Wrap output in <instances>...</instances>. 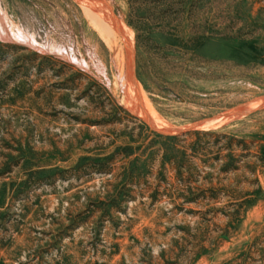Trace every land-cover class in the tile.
Instances as JSON below:
<instances>
[{
  "label": "rangeland",
  "instance_id": "obj_1",
  "mask_svg": "<svg viewBox=\"0 0 264 264\" xmlns=\"http://www.w3.org/2000/svg\"><path fill=\"white\" fill-rule=\"evenodd\" d=\"M0 19L82 63L0 38V264H264V105L209 121L264 97V0H0Z\"/></svg>",
  "mask_w": 264,
  "mask_h": 264
},
{
  "label": "bare ground",
  "instance_id": "obj_2",
  "mask_svg": "<svg viewBox=\"0 0 264 264\" xmlns=\"http://www.w3.org/2000/svg\"><path fill=\"white\" fill-rule=\"evenodd\" d=\"M78 2L80 3V1H78ZM80 6L84 10L85 14L87 15V17H88L91 25L93 26V28L97 31L99 36L105 42L108 43V37L109 36H115V37H119V38L121 36V38L123 39L124 46H125L124 48H125V51H126V55L129 56L130 52H131V50H130L131 49V41H130L129 33L123 31L124 28H120V25H118L117 23H114V22L110 21V17H108V16H111V13L108 10V8H105V10L107 9L106 12L108 14V15H106L104 12H101V11H99V12L97 11L96 12V11H94V9H92L89 6V4L88 5H80ZM97 6H99V5H97ZM92 7H93V5H92ZM93 8H95V7H93ZM101 8H104V7L101 6ZM0 38L2 40H4V41L5 40L6 41H13V42H16V43H19V44H24V45L31 46L32 48L36 49L40 53H51V54L55 55L56 57L58 56V57H63V58H68V59L70 58L74 62V64L82 65V63L79 62L78 60L74 59V57H69V55L67 54L66 50L63 51L59 47L53 46L52 44H51L52 46L38 44L31 35L26 34L20 28L13 29L10 26L5 28L1 24V19H0ZM127 68H128V66H127ZM125 76L126 77L124 79H125V85L128 88V94H127V97L125 99L124 105L128 109H130L132 112H134L136 115H138L140 117H143V118H144V116L148 117V118H151L152 121L155 123L156 121H155V118H154L153 111L150 110L148 104L146 103V100H145L143 94L139 90V87L132 80L131 74H129L127 72V74ZM123 88L125 89V87H123ZM263 105H264V101H262V100L254 101V102H251V103L245 105L243 107V113L240 114V115H235V116L231 115V116H226V117H222V118H218V119H211L209 121H218L219 120L214 125L215 126H222V125L224 126V125H226V124H228V123H230V122H232V121H234L236 119H241V117L244 116L243 114L248 113L252 109H255V108L263 106ZM144 119H147V118H144ZM157 121H158V119H157ZM154 123L153 124L150 123V125L153 127V126H155ZM155 128L156 129H161L158 126H155ZM161 130H163V129H161ZM172 131H170V132H172Z\"/></svg>",
  "mask_w": 264,
  "mask_h": 264
},
{
  "label": "water",
  "instance_id": "obj_3",
  "mask_svg": "<svg viewBox=\"0 0 264 264\" xmlns=\"http://www.w3.org/2000/svg\"><path fill=\"white\" fill-rule=\"evenodd\" d=\"M258 100H262V101H264V97H262V98H260V99H258ZM258 100H255V101H258ZM252 102H254V101H252ZM247 104H249V103H247ZM247 104H241V105H238L237 107H234V108L230 109V110L227 111V112H224V113H222V114H219V115L213 117L212 119H218V118H222V117H226V116H231V115H234V116H235V115H240V114L243 113V107H244L245 105H247ZM254 110H255V109H254ZM249 113H250V112L245 113V114H243V115L246 116V115H248ZM199 124H200V123H194V124H192V125L189 127V129H191V128H196ZM189 129H185V130L181 131L180 133H178L177 135H182V134L188 132Z\"/></svg>",
  "mask_w": 264,
  "mask_h": 264
},
{
  "label": "trees",
  "instance_id": "obj_4",
  "mask_svg": "<svg viewBox=\"0 0 264 264\" xmlns=\"http://www.w3.org/2000/svg\"><path fill=\"white\" fill-rule=\"evenodd\" d=\"M197 134H201V135H204V136H210V135H212V133H197ZM260 153L262 154V155H264V147H262V148H260ZM261 158V157H260Z\"/></svg>",
  "mask_w": 264,
  "mask_h": 264
}]
</instances>
